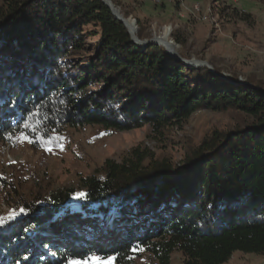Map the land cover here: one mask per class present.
Masks as SVG:
<instances>
[{"label":"trees","instance_id":"1","mask_svg":"<svg viewBox=\"0 0 264 264\" xmlns=\"http://www.w3.org/2000/svg\"><path fill=\"white\" fill-rule=\"evenodd\" d=\"M220 72L136 44L102 0H0V142L23 134L45 146L84 126L147 124L162 134L198 109L243 116L204 135L178 163L146 146L105 159L79 179L87 195L76 205L73 187L22 202L25 212L0 226V264H65L89 253L135 264L142 252L149 264H170L175 251L181 264H225L235 251L263 254L264 88ZM11 192L0 177V194Z\"/></svg>","mask_w":264,"mask_h":264},{"label":"rangeland","instance_id":"2","mask_svg":"<svg viewBox=\"0 0 264 264\" xmlns=\"http://www.w3.org/2000/svg\"><path fill=\"white\" fill-rule=\"evenodd\" d=\"M116 1L118 5H113L135 26L136 36L140 31L144 40L155 39L167 30V38L180 56L186 54L212 67L214 64L226 75L235 74L240 82L251 77L264 88V0ZM87 30L95 27L89 24ZM175 35L183 36L185 44L177 43ZM97 38L98 34L89 35L86 41L93 45ZM242 120V114L235 110L198 109L185 122L164 129L162 134L154 133L147 124L124 131L84 126L67 128L54 143L45 146L14 136L0 142V177L12 187L11 193L0 194V216L19 210L24 201L40 200L50 189L73 187L74 194L79 193L81 177L90 175L105 159L122 160L137 146H146L156 158L168 157L178 163L187 148L198 145L204 135L213 129L236 127ZM74 194L71 205L81 200ZM234 253L237 258H231L228 264H264V253ZM172 254L174 264H178L181 253ZM149 263L144 252L135 258V264Z\"/></svg>","mask_w":264,"mask_h":264},{"label":"snow or ice","instance_id":"3","mask_svg":"<svg viewBox=\"0 0 264 264\" xmlns=\"http://www.w3.org/2000/svg\"><path fill=\"white\" fill-rule=\"evenodd\" d=\"M20 139L28 140V142L31 143V140L23 134H21ZM86 195L87 194L84 192H79V193H75L74 197L79 199H84ZM23 212H25V209L20 208L18 211L15 210L9 211V213L6 216H0V226L5 225L7 221L14 220L20 213ZM137 250L143 251V249L140 248L138 245H134L133 248L131 249V251L133 252ZM116 259H117L116 255L102 256V255H97L96 253H89L86 256L69 255L65 260V264H116Z\"/></svg>","mask_w":264,"mask_h":264},{"label":"water","instance_id":"4","mask_svg":"<svg viewBox=\"0 0 264 264\" xmlns=\"http://www.w3.org/2000/svg\"><path fill=\"white\" fill-rule=\"evenodd\" d=\"M111 10L112 14L114 15L115 18H117L119 21H121L125 26L126 28L128 29V32L130 33V36H131V39L136 43V44H139L141 46H144V45H147V44H150V43H154V44H158V45H161L165 48L166 52L171 55L172 57L180 60L181 62H184L186 64H190L192 66H206L208 67L210 70H213V67L211 65H208L204 62H201L199 60H196V59H192V58H184L182 56H180L175 50L174 48L172 49H168L165 44L161 43L159 38H155V39H149V40H141L139 39L136 34H135V26L132 24V27H129L128 25V19L122 17L121 15L117 14L115 11H114V5L113 3L111 2V0H102ZM172 45H174L172 43ZM218 75L220 77H223L225 78L226 80H231L230 76L229 75H226L222 72L218 73Z\"/></svg>","mask_w":264,"mask_h":264},{"label":"bare ground","instance_id":"5","mask_svg":"<svg viewBox=\"0 0 264 264\" xmlns=\"http://www.w3.org/2000/svg\"><path fill=\"white\" fill-rule=\"evenodd\" d=\"M156 1H158V0H156ZM116 9H117V8L114 7V11H115L117 14L120 15V12H118V9H117V10H116ZM128 21H129V22H128L129 27H132V22H131L130 20H128ZM167 33H168V31L166 30V33H165L162 37H160L159 40H160L161 43L165 44V46H166L168 49H172V48L175 49V46L172 45V41H169V40H168V38H167Z\"/></svg>","mask_w":264,"mask_h":264},{"label":"crops","instance_id":"6","mask_svg":"<svg viewBox=\"0 0 264 264\" xmlns=\"http://www.w3.org/2000/svg\"><path fill=\"white\" fill-rule=\"evenodd\" d=\"M236 255H237V253H233L232 256H231V258H233V257H236V258H237ZM246 255H248V254H246ZM172 256H173V254H171V261H170V264H174ZM231 258H230V259L228 260V262H226L225 264L230 263ZM181 259H182V256H181ZM181 259H180V262H179L178 264H181ZM252 264H258V261H254V263H252Z\"/></svg>","mask_w":264,"mask_h":264}]
</instances>
